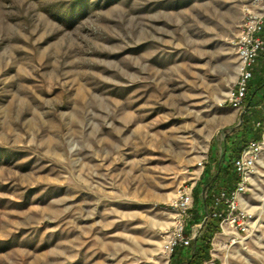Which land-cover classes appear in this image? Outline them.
Segmentation results:
<instances>
[{"label": "rangeland", "instance_id": "obj_1", "mask_svg": "<svg viewBox=\"0 0 264 264\" xmlns=\"http://www.w3.org/2000/svg\"><path fill=\"white\" fill-rule=\"evenodd\" d=\"M252 2L0 0V264H179L171 203L235 177ZM249 187L227 264H264V154Z\"/></svg>", "mask_w": 264, "mask_h": 264}, {"label": "built area", "instance_id": "obj_2", "mask_svg": "<svg viewBox=\"0 0 264 264\" xmlns=\"http://www.w3.org/2000/svg\"><path fill=\"white\" fill-rule=\"evenodd\" d=\"M264 0H253L246 6L244 18L237 37V53L240 60L239 75L235 90L227 98L229 105L241 109L246 102L249 84L253 78V68L258 58L264 53ZM255 129L260 132L258 139H250L240 154L232 158L234 172L238 178L234 188H214L211 191L210 205L205 206L201 222L189 225L194 206L193 186L181 189L171 203L175 212L172 229L165 238V252L170 258L175 249L188 248L193 240L199 237L200 230L206 222L219 220V235L240 237L248 231L253 214L242 207L250 191V180L254 174L260 157L264 154V122L257 121ZM206 190L204 191V199ZM197 226V227H196ZM202 264H227L210 253Z\"/></svg>", "mask_w": 264, "mask_h": 264}, {"label": "trees", "instance_id": "obj_3", "mask_svg": "<svg viewBox=\"0 0 264 264\" xmlns=\"http://www.w3.org/2000/svg\"><path fill=\"white\" fill-rule=\"evenodd\" d=\"M251 89V83L249 84V90ZM250 99V96H247L246 102H248ZM253 114H244L242 117V124L239 130H237V134L243 135V139L240 141L242 144L237 148L236 154L234 156H237L240 154L241 150L243 147L246 145L248 140L250 139H258L260 137V132L255 129L254 125L252 123V116ZM246 136L249 138H246ZM233 156V157H234ZM232 157V158H233ZM231 165H232V159H231ZM232 170L234 173V178L230 179L229 182H231L230 185L225 187V189H232L234 188L238 178L234 172L233 165H232ZM233 180V182H232ZM216 182L213 181V183L209 184V186L206 188V198L204 199L205 206H208V204L211 201V191L214 189L216 186ZM197 201V200H196ZM202 218L200 216L195 217V222H200ZM194 222V223H195ZM189 225H191L189 223ZM203 235L201 237H198L194 242L191 244L190 247L192 249L190 250L189 248H183L179 247L175 249L174 253L172 254L171 257L174 258L179 256V264H202L204 260L209 258V238L213 236L215 233H217L220 230L219 226V220L217 219H212L209 220L208 222L205 223L203 227ZM208 241V242H207ZM190 250V251H189ZM190 252L189 256L188 253ZM173 258L171 259L170 262H172Z\"/></svg>", "mask_w": 264, "mask_h": 264}, {"label": "crops", "instance_id": "obj_4", "mask_svg": "<svg viewBox=\"0 0 264 264\" xmlns=\"http://www.w3.org/2000/svg\"><path fill=\"white\" fill-rule=\"evenodd\" d=\"M262 31V37L264 38V29ZM250 83L251 89L248 92V96H250V99L248 102H246V105L241 112V116L243 117L244 114H253L252 124L255 125L257 121L264 122V53L258 58L253 68V78ZM206 188L203 190L202 194H204ZM214 188L217 187L215 186ZM208 205H210V203ZM204 208V196L199 201L194 200L193 209L200 211L198 212L199 214L197 213V215H195V217L200 216V218H202ZM193 242L194 240L192 241V243ZM188 248L192 249V247Z\"/></svg>", "mask_w": 264, "mask_h": 264}]
</instances>
